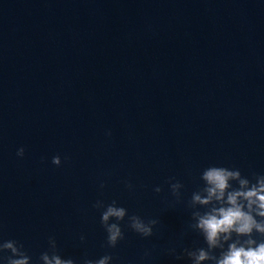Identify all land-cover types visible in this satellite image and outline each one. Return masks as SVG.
I'll return each instance as SVG.
<instances>
[{"label":"water","instance_id":"1","mask_svg":"<svg viewBox=\"0 0 264 264\" xmlns=\"http://www.w3.org/2000/svg\"><path fill=\"white\" fill-rule=\"evenodd\" d=\"M209 166L264 174V0H0V240L32 264L50 237L77 264H191ZM98 200L155 234L126 220L106 247Z\"/></svg>","mask_w":264,"mask_h":264},{"label":"clouds","instance_id":"2","mask_svg":"<svg viewBox=\"0 0 264 264\" xmlns=\"http://www.w3.org/2000/svg\"><path fill=\"white\" fill-rule=\"evenodd\" d=\"M24 155L25 149H18L17 156ZM52 163L61 166V157L54 156ZM200 179L203 186L192 193L188 202L192 209L189 228L203 237L206 247L185 248L184 256L191 264H264V174H253L249 179L238 168L209 166ZM169 184L173 196L181 202L183 184L171 181ZM127 187L131 190L133 185L129 183ZM155 192L160 193L162 189L156 187ZM93 207L100 211L101 224L107 233L106 247L111 249L125 239L121 224L126 220L127 226L144 238L152 237L159 224L156 219L129 215L116 201L105 204L98 200ZM84 240L81 236V241ZM48 244V250L39 257L40 264H77L73 258L62 257L54 237L49 238ZM0 261L32 264V257L19 241L0 240ZM112 261L113 256L106 254L96 260L85 258L82 264H112Z\"/></svg>","mask_w":264,"mask_h":264}]
</instances>
